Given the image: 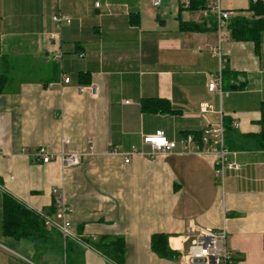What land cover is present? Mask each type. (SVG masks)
I'll use <instances>...</instances> for the list:
<instances>
[{
    "label": "crops",
    "instance_id": "1",
    "mask_svg": "<svg viewBox=\"0 0 264 264\" xmlns=\"http://www.w3.org/2000/svg\"><path fill=\"white\" fill-rule=\"evenodd\" d=\"M185 1L154 8L150 0H0V264L62 263L49 253L35 259L26 239L3 237L4 193L53 223L67 222L71 237H121L124 264H182L179 255L159 258L150 241L164 234L179 253L187 218L224 229L235 264H264V150L242 141V150L226 156L239 169L225 170L218 182L214 154L180 145L223 118L241 135L260 131L264 32L256 52L227 26L217 32L215 0L198 11ZM249 3L221 0L220 8L251 19ZM58 14L69 23L56 25ZM180 22L202 29L183 31ZM220 65L221 92L209 90ZM82 85L96 95L79 93ZM142 100L165 101L170 112L143 113ZM157 131L177 147L151 160L141 137ZM131 147L142 155L125 163ZM37 148L77 153L81 161L42 164L32 157ZM53 189L70 208L62 217L48 213ZM84 264L108 261L88 247Z\"/></svg>",
    "mask_w": 264,
    "mask_h": 264
},
{
    "label": "trees",
    "instance_id": "2",
    "mask_svg": "<svg viewBox=\"0 0 264 264\" xmlns=\"http://www.w3.org/2000/svg\"><path fill=\"white\" fill-rule=\"evenodd\" d=\"M188 8L192 11L205 9L206 0H188ZM248 11L252 18L237 15L229 17L227 28L230 36L237 42H252L255 51L259 50L260 35L264 32V3H249ZM179 27L183 31H201L199 25L191 22H180ZM82 77V76H81ZM5 77H0V91L4 85ZM88 83L87 80L82 82ZM140 109L143 113L170 112L168 103L160 100H142ZM260 131L257 134H239L227 118L222 119L225 133V145L229 151H239L244 148L243 142H250L254 149L264 150V102L260 105V119L258 121ZM185 136V135H184ZM197 141L200 133L192 134ZM54 208L48 213L53 212ZM42 215L37 214L20 202L4 193L2 198L1 232L3 237L10 239H26L34 247L35 259L49 253L61 258V264H84V250L78 242L71 239H63L61 235L53 230H46L43 225ZM89 247L97 251L107 259L108 264H124L126 252L125 242L121 237L99 238L97 241L82 240ZM151 251L159 258L171 260L178 257V253L171 251L167 245V236L154 234L150 241Z\"/></svg>",
    "mask_w": 264,
    "mask_h": 264
},
{
    "label": "built area",
    "instance_id": "3",
    "mask_svg": "<svg viewBox=\"0 0 264 264\" xmlns=\"http://www.w3.org/2000/svg\"><path fill=\"white\" fill-rule=\"evenodd\" d=\"M220 1L215 0L212 10L215 13V27L220 34L226 26L227 20L230 17V12L222 10L220 8ZM251 3L261 2L264 0H249ZM151 6L157 8L161 4V0H150ZM189 1L184 2L185 7L188 6ZM96 7L99 4H95ZM53 22L58 25L61 22L69 23V19L61 16L60 14L52 17ZM219 59L221 56L219 54ZM222 63V62H221ZM221 69L220 65L219 73L215 79L208 84L209 90L221 92ZM64 84L69 83V79L63 80ZM79 93H83L88 90L92 96L96 95V88L93 85H82L77 88ZM202 111H205V107L201 106ZM67 140H64L66 143ZM141 144L149 146L150 153L148 157L154 160L156 155L169 154L173 152L177 143L168 140L163 132L157 131L154 134L143 135L141 137ZM180 145L186 152H200L211 153L216 156L215 162V177L218 182H222L223 173L225 170H238L239 166L234 162H228L226 156L229 154V150L225 145V133L222 122L217 127L207 128L201 131L200 139L196 141L192 134H186L180 140ZM141 154L142 152L135 147H131L130 152L122 154L124 162L129 163L130 156L133 154ZM32 157L40 161L42 164H47L51 161L58 160L63 168H72L80 164L81 155L73 152L61 151L55 155H49L44 148H37ZM52 206L55 211L60 213V216H64L70 212V208L66 206L61 199L60 192L56 189L52 190ZM43 225L46 230H53L58 232L63 239H71L78 242L83 248H88V244L83 243L82 240L70 236L69 224L64 222L62 224H56L50 221L47 216H42ZM185 235L189 236L190 246L187 249L186 254L183 256L182 264H235L234 258L227 247V236L224 229H209L197 226L194 221L187 218L184 223Z\"/></svg>",
    "mask_w": 264,
    "mask_h": 264
},
{
    "label": "rangeland",
    "instance_id": "4",
    "mask_svg": "<svg viewBox=\"0 0 264 264\" xmlns=\"http://www.w3.org/2000/svg\"><path fill=\"white\" fill-rule=\"evenodd\" d=\"M190 241H191L190 237L187 236V235H185V238H184V240H183V244H182L181 247L178 249V250H180L179 253H178L179 257H180V256L183 257V256L186 254L187 249H188L189 246H190ZM175 243H176V242H175ZM40 258H41V257H40ZM40 258H39V259H40Z\"/></svg>",
    "mask_w": 264,
    "mask_h": 264
}]
</instances>
